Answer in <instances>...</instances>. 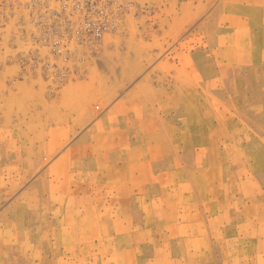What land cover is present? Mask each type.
<instances>
[{
    "label": "rangeland",
    "instance_id": "rangeland-1",
    "mask_svg": "<svg viewBox=\"0 0 264 264\" xmlns=\"http://www.w3.org/2000/svg\"><path fill=\"white\" fill-rule=\"evenodd\" d=\"M125 1L63 78L0 27V264H264V0Z\"/></svg>",
    "mask_w": 264,
    "mask_h": 264
},
{
    "label": "built area",
    "instance_id": "built-area-1",
    "mask_svg": "<svg viewBox=\"0 0 264 264\" xmlns=\"http://www.w3.org/2000/svg\"><path fill=\"white\" fill-rule=\"evenodd\" d=\"M127 4L125 0H0V27L18 17L17 31L30 44L19 62L31 63V75L63 78L77 74L68 63L86 61L88 52L119 31Z\"/></svg>",
    "mask_w": 264,
    "mask_h": 264
},
{
    "label": "crops",
    "instance_id": "crops-1",
    "mask_svg": "<svg viewBox=\"0 0 264 264\" xmlns=\"http://www.w3.org/2000/svg\"><path fill=\"white\" fill-rule=\"evenodd\" d=\"M32 213H33V215L35 216V218H37L38 216H39V211L37 210V211H34V210H32ZM58 217V212H57V210L56 211H53V218L55 219V218H57ZM73 225H75V224H73ZM76 230L74 229L73 230V232H75ZM73 236H75V233H73ZM62 240H63V238H62ZM106 249L108 250V245L106 244Z\"/></svg>",
    "mask_w": 264,
    "mask_h": 264
},
{
    "label": "bare ground",
    "instance_id": "bare-ground-1",
    "mask_svg": "<svg viewBox=\"0 0 264 264\" xmlns=\"http://www.w3.org/2000/svg\"><path fill=\"white\" fill-rule=\"evenodd\" d=\"M128 3V2H127ZM127 7H128V4H127ZM127 11V10H126Z\"/></svg>",
    "mask_w": 264,
    "mask_h": 264
}]
</instances>
